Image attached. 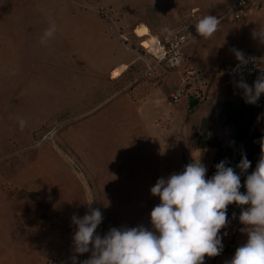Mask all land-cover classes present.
Listing matches in <instances>:
<instances>
[{
	"label": "rangeland",
	"instance_id": "obj_1",
	"mask_svg": "<svg viewBox=\"0 0 264 264\" xmlns=\"http://www.w3.org/2000/svg\"><path fill=\"white\" fill-rule=\"evenodd\" d=\"M39 1L0 0V234L9 236L21 259L24 249L26 264H72L71 217H83L87 203L103 213L97 228L103 236L112 227L150 221L157 200L150 192L151 160L142 158L151 147L143 138L154 132L141 122V95L106 66L133 41L150 56L140 41L147 36L136 35L152 32L166 41L183 29L195 31L200 18L218 17L231 0ZM50 20L57 31L42 44ZM214 36H198L186 46L193 75L170 69L160 87L181 86L184 93L194 87L199 93L224 75L236 58H227L235 43L264 47L253 33L226 38L220 29ZM20 120L26 122L23 130ZM244 227L238 221L225 228L228 237L213 264H225L246 243ZM90 255H79L78 264Z\"/></svg>",
	"mask_w": 264,
	"mask_h": 264
},
{
	"label": "clouds",
	"instance_id": "obj_2",
	"mask_svg": "<svg viewBox=\"0 0 264 264\" xmlns=\"http://www.w3.org/2000/svg\"><path fill=\"white\" fill-rule=\"evenodd\" d=\"M220 26V19L206 15L198 20L195 30L199 37L207 39ZM56 31L55 21L50 20L41 43L47 44ZM253 36L264 43V29L254 31ZM232 51L239 61L234 70L239 79L234 81V87L241 90L246 104L257 105L264 94V70L249 85L243 68L251 58L240 50ZM25 124L20 120L21 130ZM259 144V161L243 185L246 192L240 191L241 174L251 167V161L244 151L235 166L240 174L225 159L215 165L214 175L207 178V167L199 152L182 172L159 178L150 189L151 195L160 200L150 212L151 229L143 225L112 227L101 236L97 228L103 222V213L93 208L92 202L87 203L88 210L83 217L76 214L71 217L75 226L72 264H78V256L89 252L90 257L79 264H205V257H216L223 251L220 233L229 224L227 208L231 204L242 209L239 221L245 226L241 232L246 233L247 241L236 248L234 256L225 264H264V136Z\"/></svg>",
	"mask_w": 264,
	"mask_h": 264
},
{
	"label": "crops",
	"instance_id": "obj_3",
	"mask_svg": "<svg viewBox=\"0 0 264 264\" xmlns=\"http://www.w3.org/2000/svg\"><path fill=\"white\" fill-rule=\"evenodd\" d=\"M44 1L40 0L39 2L42 4ZM74 2L76 4L80 1L74 0ZM232 2L233 0L230 1L227 10L219 16L229 12ZM262 4V0H250L249 11L244 20L238 21L229 13L221 20L219 30L223 29V32L227 33L226 38L231 36L242 39L245 32L246 35L249 33L252 36L254 31L264 27V12H259ZM227 18L232 19L236 24L223 25L222 22ZM110 32L109 30L108 35ZM214 35L213 37H216ZM136 36L142 39L147 35ZM135 45L136 43L133 41L130 46L126 44L121 46L114 53V58L106 66V69L114 67L111 76L124 80L125 85L131 91L135 84L141 95L138 109L141 122L145 127L151 126L154 132L150 137L143 138L142 142L151 144V147L150 153H144L142 158L151 160L154 185L161 177L167 178L172 173L182 172L193 157L199 156V152H202L201 160L207 167V178L214 175L215 165L225 159L230 162L228 166L233 167L240 174V170L235 166L241 159V151H244L251 161V167L246 173L241 174L242 187L240 191L246 192V188L243 187L246 176L255 170L260 158L259 140L264 134L261 132L259 119L264 111V104L258 101L257 105H250L246 104L244 99L231 96L225 84V77L222 75L211 85L202 87L199 93L194 91V87L190 88L179 102L169 106L167 98L172 90L160 87L159 81L164 76H169L170 69L180 76H184V68L189 69L191 75L195 71L187 68L186 59L182 67L166 69L168 67H164L163 64L159 65L151 53L149 56L148 53H143ZM258 48L262 50V53L256 51ZM233 49H245L244 54L254 52L264 55V47L252 42L242 44L240 40V43H235ZM233 57H235L234 52H230L227 58ZM235 60L236 58H233L226 65ZM122 66L124 67L117 69ZM159 116L161 118L157 120ZM94 166L96 167V163ZM159 203L160 200L157 196L155 206ZM241 210V207L236 204L228 206V225L236 224L239 221ZM233 213H235V218H233ZM142 225L149 229L152 228L150 221H145ZM222 231L221 236L226 239L228 236L224 235L227 233L225 228ZM9 240V236L0 234V264H26L24 249L22 248L24 255L21 259L17 252L18 247L11 250Z\"/></svg>",
	"mask_w": 264,
	"mask_h": 264
},
{
	"label": "built area",
	"instance_id": "obj_4",
	"mask_svg": "<svg viewBox=\"0 0 264 264\" xmlns=\"http://www.w3.org/2000/svg\"><path fill=\"white\" fill-rule=\"evenodd\" d=\"M250 0H233L229 12L223 16H218L217 18L222 20L229 13L234 16L238 21L244 20L245 16L249 11ZM198 33L192 30L183 29L176 35L171 37L166 41L156 40L148 48V52L151 53L159 65L165 64L170 68L182 67L185 63V48L186 46L193 42L194 39L198 37ZM247 58H251L249 63L243 68V76L249 85L253 84L256 78L260 75L261 71L264 70V55L257 54L254 52L246 53ZM239 61L237 59L226 65L224 70L225 84L231 96L236 98H242L241 90L234 87V81L239 79V75L234 73L237 68ZM189 69L184 68V72ZM189 78V76H187ZM184 94V89L181 86L175 87L168 95L167 101L169 104L173 105L181 100ZM260 102L264 104V94L260 97ZM261 132L264 134V111L259 119ZM56 130L53 129L49 131L48 136H53ZM205 264H213V257H205Z\"/></svg>",
	"mask_w": 264,
	"mask_h": 264
},
{
	"label": "bare ground",
	"instance_id": "obj_5",
	"mask_svg": "<svg viewBox=\"0 0 264 264\" xmlns=\"http://www.w3.org/2000/svg\"><path fill=\"white\" fill-rule=\"evenodd\" d=\"M151 33L149 35L147 34V39H143L142 40V45L143 46L149 47L153 42H155V40H156L155 35H153ZM144 42H146V43H144Z\"/></svg>",
	"mask_w": 264,
	"mask_h": 264
},
{
	"label": "trees",
	"instance_id": "obj_6",
	"mask_svg": "<svg viewBox=\"0 0 264 264\" xmlns=\"http://www.w3.org/2000/svg\"><path fill=\"white\" fill-rule=\"evenodd\" d=\"M191 103H192V102H191ZM193 104H194V101H193ZM46 204H47V209H48V211H49V212H53V211H54L53 208H52L48 203H46ZM51 225H53V222L49 223L48 228L51 227Z\"/></svg>",
	"mask_w": 264,
	"mask_h": 264
}]
</instances>
